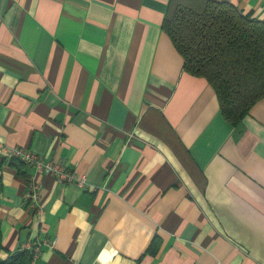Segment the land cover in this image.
Wrapping results in <instances>:
<instances>
[{
  "label": "crops",
  "instance_id": "0c3cea01",
  "mask_svg": "<svg viewBox=\"0 0 264 264\" xmlns=\"http://www.w3.org/2000/svg\"><path fill=\"white\" fill-rule=\"evenodd\" d=\"M168 1L0 0V259L264 264V98L224 120L161 28ZM215 1L264 21V0Z\"/></svg>",
  "mask_w": 264,
  "mask_h": 264
},
{
  "label": "trees",
  "instance_id": "16d2710c",
  "mask_svg": "<svg viewBox=\"0 0 264 264\" xmlns=\"http://www.w3.org/2000/svg\"><path fill=\"white\" fill-rule=\"evenodd\" d=\"M183 60V71L215 92L220 113L237 127L264 98V21L215 0H169L161 25ZM18 249L0 264H31Z\"/></svg>",
  "mask_w": 264,
  "mask_h": 264
},
{
  "label": "built area",
  "instance_id": "2783aa9c",
  "mask_svg": "<svg viewBox=\"0 0 264 264\" xmlns=\"http://www.w3.org/2000/svg\"><path fill=\"white\" fill-rule=\"evenodd\" d=\"M8 158L10 160H17L21 163L30 165L36 171L45 173L46 175L52 176L56 179V181L60 184H69L73 183L76 187L83 189L86 186V178L85 176L75 175L71 171L65 169L60 163H55L52 161H46L40 158L35 153L12 148L8 153ZM39 187L37 185H30V188L26 191L24 196L25 206L30 212H34L36 214H41L43 210L39 206ZM43 244L47 245L46 242ZM41 244H37L35 246L26 245L25 249H33L34 255L31 261V264H36L37 258L39 256Z\"/></svg>",
  "mask_w": 264,
  "mask_h": 264
}]
</instances>
